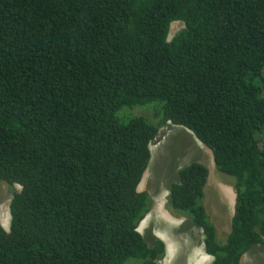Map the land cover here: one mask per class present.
Instances as JSON below:
<instances>
[{
    "label": "trees",
    "instance_id": "trees-1",
    "mask_svg": "<svg viewBox=\"0 0 264 264\" xmlns=\"http://www.w3.org/2000/svg\"><path fill=\"white\" fill-rule=\"evenodd\" d=\"M153 104L157 124L118 118ZM167 123L236 194L223 243L202 163L178 171L167 208L203 231L212 264H240L264 246V0H0V179L21 187L0 264H158L139 186Z\"/></svg>",
    "mask_w": 264,
    "mask_h": 264
},
{
    "label": "rangeland",
    "instance_id": "rangeland-1",
    "mask_svg": "<svg viewBox=\"0 0 264 264\" xmlns=\"http://www.w3.org/2000/svg\"><path fill=\"white\" fill-rule=\"evenodd\" d=\"M184 28L183 22L172 23L169 40ZM161 113V106L153 104L146 108H123L118 113V118L121 121L145 118L157 124ZM150 150L151 161L139 191L149 194L153 206L141 222L139 231L150 245L154 239L164 242L165 255L158 264H196L200 250L206 253L203 231L195 227L189 219L167 208L169 186L178 182V171L192 162L202 163L208 168L209 179L204 206L217 229V240L223 243L231 231L234 215L236 194L233 179L216 169L212 152L184 127L171 123L161 127L157 138L150 145ZM20 190V186L12 187L0 179V224L8 232L13 192ZM212 262L213 260L210 264ZM240 264H264V246L255 247L245 254Z\"/></svg>",
    "mask_w": 264,
    "mask_h": 264
},
{
    "label": "clouds",
    "instance_id": "clouds-1",
    "mask_svg": "<svg viewBox=\"0 0 264 264\" xmlns=\"http://www.w3.org/2000/svg\"><path fill=\"white\" fill-rule=\"evenodd\" d=\"M213 259L211 255L203 253V251L200 250L199 259L196 261V264H210Z\"/></svg>",
    "mask_w": 264,
    "mask_h": 264
}]
</instances>
